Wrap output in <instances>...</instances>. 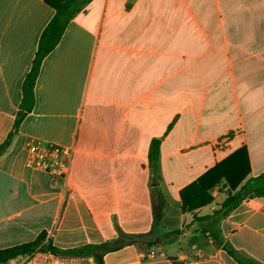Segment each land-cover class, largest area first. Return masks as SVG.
Masks as SVG:
<instances>
[{
    "label": "crops",
    "instance_id": "crops-1",
    "mask_svg": "<svg viewBox=\"0 0 264 264\" xmlns=\"http://www.w3.org/2000/svg\"><path fill=\"white\" fill-rule=\"evenodd\" d=\"M80 6L43 59L33 110L0 157V210L21 217L0 250L43 232L60 250L101 245L122 232L139 242L105 254L104 264H264V198L215 224L194 215L219 208L230 191L225 178L208 190L211 202L192 212L183 211L181 196L185 189L188 200L199 194L191 186L205 177L203 187L219 174L243 177L241 187L264 173V0ZM54 15L45 0H0V145ZM28 139L74 150L66 179L55 183L27 167ZM155 139L160 155L151 165ZM159 196L167 208L154 227ZM218 230L240 260L204 232Z\"/></svg>",
    "mask_w": 264,
    "mask_h": 264
},
{
    "label": "trees",
    "instance_id": "trees-1",
    "mask_svg": "<svg viewBox=\"0 0 264 264\" xmlns=\"http://www.w3.org/2000/svg\"><path fill=\"white\" fill-rule=\"evenodd\" d=\"M45 2L55 10V15L51 21L47 24L43 30L41 37L39 39L38 48L32 63L31 70L26 75L23 85L22 92L23 98L20 104L17 117L15 119L13 130L7 137V139L0 145V157L5 153L11 144V140L14 134L17 132L19 125L29 114L35 105V95L34 88L37 77L39 75L40 67L43 59L57 46L60 42L69 22L75 16V14L80 10V0H45ZM160 155V140L155 139L150 145L149 160L150 164L154 165L159 159ZM224 165V164H223ZM222 165L213 169L219 171ZM217 178L210 186L203 187V181L205 178L200 179L195 185L191 186L200 187L199 194H195L191 199H186L185 193L188 189H185L182 193L183 199V211H194L205 204L211 202L212 197L208 194V190L214 184L218 183L221 178H225L228 186L229 193L226 199L219 205V208L214 211L212 215L205 217H197L194 215L195 221L199 223L211 222L218 224L222 219H224L232 210L238 207L241 203L247 202L253 198H264V173L258 177L249 179L244 185L240 186L243 177L233 180L230 175L219 174ZM190 189V188H189ZM153 208V219L154 227H156L160 221L165 216V210L167 208L166 201L161 197L153 198L152 202ZM208 233L219 246H222L231 256L240 260L239 253L232 247V245L225 241L220 230L216 232L204 231ZM140 236H132L124 233H120L119 237L101 245L95 246H84L81 248L71 249V250H60L54 247L48 240H46V233H41L35 240L19 244L10 248H5L0 250V262H7L15 256L23 253L34 252L37 250L49 252L56 256H74V257H91L96 262V264H104L105 254L113 251H117L124 246L137 244ZM160 241H157L159 243ZM155 243V244H157ZM152 246V244H149ZM251 264H257L254 261ZM175 264H182L175 261Z\"/></svg>",
    "mask_w": 264,
    "mask_h": 264
},
{
    "label": "built area",
    "instance_id": "built-area-1",
    "mask_svg": "<svg viewBox=\"0 0 264 264\" xmlns=\"http://www.w3.org/2000/svg\"><path fill=\"white\" fill-rule=\"evenodd\" d=\"M24 151L27 167L50 173L55 183L67 178L74 154L73 149L28 139L24 144ZM0 264H69V260L63 256L37 250L19 254L7 262H0Z\"/></svg>",
    "mask_w": 264,
    "mask_h": 264
},
{
    "label": "rangeland",
    "instance_id": "rangeland-1",
    "mask_svg": "<svg viewBox=\"0 0 264 264\" xmlns=\"http://www.w3.org/2000/svg\"><path fill=\"white\" fill-rule=\"evenodd\" d=\"M10 215L4 208L0 210V239L16 231L17 225L21 221V217L11 219Z\"/></svg>",
    "mask_w": 264,
    "mask_h": 264
}]
</instances>
